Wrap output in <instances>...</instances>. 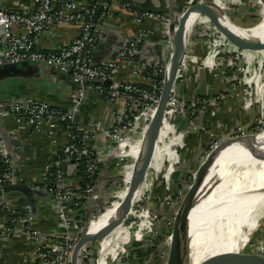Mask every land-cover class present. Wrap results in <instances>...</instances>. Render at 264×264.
<instances>
[{"label":"built area","instance_id":"1","mask_svg":"<svg viewBox=\"0 0 264 264\" xmlns=\"http://www.w3.org/2000/svg\"><path fill=\"white\" fill-rule=\"evenodd\" d=\"M197 1L199 0H189L188 4L192 5ZM227 1L224 2L223 7ZM245 1L250 2L252 7L259 2V0H235L239 7ZM162 2L163 6L158 4L148 8L139 6L133 0H33L31 7L25 9L0 10V68L21 64L41 65L66 77L75 87L74 108L70 112L26 96L9 95L0 100V126L6 121H13L21 130L26 129L49 139L61 133L66 139V143L53 155L54 166L46 168L40 179L32 183H24L21 182L19 169L6 152L0 135V190L8 185L23 183L38 192L47 193L56 205L55 213L60 233L59 238L44 236L35 226L30 205L20 204V200L13 201L10 197L0 201V219H3L5 223L0 225L1 249L10 241L22 238L35 240L36 264H70L71 255L84 228L82 224H86L88 218L84 217L85 213L82 215L85 204L73 203L72 197L64 191L65 173L58 165L62 161H72L78 173L79 161H84V173L87 179L83 192L85 199L95 200L96 197L97 200L95 186L100 173L93 151L85 144L90 131L77 122L76 111L86 95L90 93H95L104 99L112 112L109 126L102 129L109 140L107 151L114 157L116 171L125 167L123 161L134 147L131 144L140 143L156 113L165 81L169 58L164 61L157 59L150 62L137 60L140 48L154 36L153 31L145 27L148 22L165 26L163 37L165 43L172 47L168 32L170 19L164 12L170 8V4L168 0H162ZM116 15H126L127 22L134 27V32L120 40L110 58L96 62L95 53L103 42L104 27ZM68 27L75 31V37L66 44L54 43L48 49L39 47L40 39L52 37L59 29ZM202 28H209L210 32L205 34L206 57L196 69L210 74L212 78L224 81L223 85L226 87L230 85V77L234 76L227 71L233 62L241 60L248 66L243 56L247 50H239L229 44L206 18L202 22L197 21L191 33L194 29L198 31ZM189 44L190 39L187 50ZM187 50L165 107L168 111L164 116H168V119L166 118L163 125L167 124L170 129L162 140L168 139L166 145L170 147L175 146L177 141L186 137L188 133L202 130L203 125L198 124L195 119L200 118V114L211 106L214 107L218 102L226 99L220 98L219 94L198 95L190 101L179 96L178 84L183 81L189 82L186 76L187 61L190 63ZM124 65L129 67L128 80H122L119 76L120 69ZM242 68L234 72V74H241V82L238 86L241 90L237 96L244 94L242 107L249 109L253 105H259L264 96V60L261 63H254L247 70ZM107 81L110 82L109 85H105ZM261 122V120L257 121L255 125ZM93 126L94 131L101 129L102 124L94 123ZM222 127L221 123L217 125L219 131H222ZM251 128L252 125L236 129L226 137L251 136L259 127L252 130ZM183 133L186 135L183 136ZM170 136L171 139H169ZM161 141L156 144H160ZM53 169L54 173L51 172ZM150 169L156 172L154 167H149ZM51 176H53L52 182L48 180ZM118 176L120 183L121 175ZM165 201L167 205L170 204L167 198ZM138 207L143 209L139 206V202ZM136 212H130V214L132 213L133 216ZM140 216H143L145 220L147 215L144 213ZM127 218L129 220V215ZM131 229L132 225H129L127 230ZM127 241L130 240L127 238ZM112 250L102 247L97 258L92 260L90 258L93 257V253L87 244L80 251L78 264H83L84 257L87 258L86 264H93L92 262L95 261V264H112L114 262L112 259L106 262V256L111 255ZM2 253L3 251L0 250V255ZM100 257L103 259L100 260Z\"/></svg>","mask_w":264,"mask_h":264},{"label":"crops","instance_id":"2","mask_svg":"<svg viewBox=\"0 0 264 264\" xmlns=\"http://www.w3.org/2000/svg\"><path fill=\"white\" fill-rule=\"evenodd\" d=\"M133 1L141 7L148 8H153L158 4L160 6L164 5L162 0ZM32 2L33 0H0V10H21L31 7ZM174 2L175 14H182L184 11L178 13L176 10V0H174ZM255 7H259L261 10H264L260 2H256ZM164 12L170 19V8L166 9ZM216 12L219 14L218 11ZM222 14L223 12L221 15ZM126 18V15H116L105 25L103 30V42L97 48L95 53L96 62H101L110 58L116 50L119 40L123 39L125 35L132 34L134 32L133 25L130 22H127ZM204 20L205 17H197L198 22H202ZM145 27L153 31L154 36L147 44L140 48L137 60L141 62H150L157 59H161L162 61L168 59L170 53L172 52V47L165 43V38L163 37V28H165V26L148 22L145 24ZM223 27L225 28V25ZM200 30H196V35L198 34L200 37H202V40L200 39V42L203 44L202 49L198 51L199 48L195 46V41L193 39L192 42L190 41L189 48L187 50V56L190 59V63L187 61L188 72L186 76H188L189 82L186 81L185 83V81H183L178 84L177 91L179 96L187 100H191L193 97L198 95L204 96L208 94L209 96H214L222 89L220 79L212 78L210 74L203 71L199 72L198 69H196L199 63L201 64L206 57L205 47L207 45V39L205 34L210 32L209 28H202ZM228 30L230 31L229 28ZM74 37L75 31L68 27L65 29H59L52 37H43L40 39L38 45L41 49H48L54 43L66 44ZM171 40H173V38ZM175 40H177V38ZM258 40L259 39L255 38L254 40H250L249 43ZM186 44L188 43L186 42ZM198 54H200L202 58H199ZM243 56L246 63L250 62L249 67H251L254 63L261 62L260 52L258 51L249 53L245 51ZM119 76L122 80H128V65L121 67ZM12 84L15 86L13 89L6 93H3L2 91L0 92V100L6 98L9 95H13L16 89H28V92L32 95V98L39 99L41 96H44V98H46L53 106L58 107L63 111L70 112L74 108L73 93L75 87L70 84L66 77L55 73L46 67L40 69L31 78L24 79L20 82H10L9 87ZM237 90L239 92L241 88H237ZM261 101L264 103V96L258 103L259 105H253V107L249 109H244L242 107V103H240V101H238L236 98H228L218 102L214 107L211 106L206 111L202 112L199 118V122L201 123L200 125H203L205 130H207L206 134L208 135H205V137L212 141H215L217 138L222 139L230 135L236 129L251 126L260 119H264V115L261 114V109L264 108L260 104ZM76 112L77 122L82 125V127H85L90 131L89 138L85 141V144L93 151L100 169L95 186V195L97 196V200L96 197V201L92 198H84L85 201L83 203L86 207L82 215L85 213L84 217H87L89 214L99 211L98 207L95 205H100L101 202L108 199L107 194L111 191V186H113L115 183H119V176L116 175L114 157L107 151L109 140L106 138V135L102 130L109 126L110 119L112 118L110 107L107 105V103H105L102 97L95 93H90L86 95L84 101L81 103ZM94 123H101V129L93 131ZM220 123L223 125L222 131L217 129V125ZM169 129L170 128L167 126V124H164L163 128L161 127V130L157 132L155 140L161 141L167 132H169ZM0 135L2 137L6 152L15 162V166L19 169L18 174L21 178V182L24 183H32L33 181L40 179L46 168L53 167V155L60 146L66 143L65 136H63L61 133L55 138L49 139L44 135H38L26 129L21 130L15 126L13 121H6L0 126ZM210 135H213L212 139ZM159 154L160 151H156L153 147V157L157 163L160 160ZM58 167L65 173L63 183L64 188L72 198L75 197V190L78 189L79 184V179L77 177L78 173L75 165L72 161L66 160L60 162ZM126 191L127 188L120 199L125 195ZM42 194L43 195L41 196H36L37 198L35 197L34 204L32 205L33 207L21 195L17 196V194H12L9 196V198L11 197L13 201L16 200L17 202L20 200V204H28L33 208L32 213L34 214L35 218V226L44 236L59 238L60 233L58 230V220L55 213V202L47 193L43 192ZM108 201H110V199ZM108 201L106 205L108 204ZM115 201H113L109 206L115 203ZM122 214L123 213L116 215L115 221L120 220ZM3 223L4 220L0 219V225ZM3 227H5V225ZM125 238L126 237L122 236L121 238H118V240L122 241ZM35 242V240H27L23 238L16 241L14 240L7 242V244L3 246V249L0 247V250L3 251V253L0 255V264H36L34 257ZM117 251L118 249L111 251V255L106 256V262H109L110 259L115 260L113 257L117 255ZM99 259L102 260L103 258L100 257Z\"/></svg>","mask_w":264,"mask_h":264},{"label":"rangeland","instance_id":"3","mask_svg":"<svg viewBox=\"0 0 264 264\" xmlns=\"http://www.w3.org/2000/svg\"><path fill=\"white\" fill-rule=\"evenodd\" d=\"M225 1L226 0H217V3H220V5L223 7ZM194 4L190 6H193ZM241 5L242 6L239 7L237 2H235V0H228L227 3L225 4L224 8L227 10L226 15L229 17L230 21L233 24L243 28H250L259 25L262 22V20L264 21L263 19L264 10H261V8L259 7L250 6V2L248 1H245ZM220 18H221L220 22L223 25H225L227 30L228 28L230 29L232 35H234L236 38H241L239 36V33H237V31L234 29V26L229 24V22L225 19L224 14H222ZM195 22L197 23V19ZM198 36L199 35L198 34L196 35V30L194 29L193 32L191 33L190 41L192 42V40L194 39V41L196 42ZM256 39L259 40L253 42L263 45L264 32L258 34L256 36ZM174 41L177 40L174 39ZM258 52H260V58L262 62L264 60V50H260ZM247 64L248 66H246V64H244L241 60L240 62L235 61L233 62V64H231V66L228 68L227 71L229 72L230 75H234V76L230 77L231 78L229 83L230 85L226 87H224L223 85L224 81H221L222 89L219 93H216L219 94L220 98L223 99L236 98L238 101H240V103H242V98L244 94L241 93L240 94L241 96H237L238 95L237 88L241 82V74L239 73L234 74V72L237 71L236 69L242 68V66H243L242 68L243 70H247L248 68H250L249 67L250 62H248ZM260 104L264 107V103H262V101ZM167 111L168 109L165 108L161 126H163V123L166 122V118L168 119V116H164L165 112ZM261 114L264 115V108L261 109ZM195 120H197L198 124H201L199 122L198 117ZM260 120L262 121L261 124L255 125L256 124L255 122L252 125L251 130L255 129L256 127L259 128L255 130L251 136H257V135L259 136L260 133L264 131V119H260ZM206 132L207 130H204V126H203L202 130H197L195 131V133H190V134H194L195 137L198 135L205 136L208 135L206 134ZM184 133L183 136L186 135ZM210 136L212 139L213 135ZM169 139H171V136ZM220 140L221 138H217L215 141H213V143L211 144L212 146L209 145L207 147L209 149H207V151L203 150L202 154H200L201 153L200 150L195 151L194 149L195 143L197 142L196 138L195 139L193 138V140L187 142L184 141L183 142L184 146L181 149L182 151L181 156L177 159V162L179 163V166L177 168H175L176 166L175 161L171 160L166 156L169 152L174 151L176 145L173 147L166 145L168 139L164 141L162 140L160 144H155L154 146L155 150L161 151L159 157L160 160L158 161V163L155 161V158L153 157V148H151L149 163L147 165L148 169L144 181L142 183L141 192L138 198L133 201L134 203L130 211L132 213H134L135 211L137 212L133 216L132 213L129 214V220L128 218H125L123 223L116 226L110 234L108 235L102 234L100 235V238L96 237L94 243H92V245H90L91 243L89 244L90 251H92L93 253V257H91L90 259L95 260L97 258L99 251H101V248L104 247L103 242H105L107 243L105 245V248L108 247V250L114 249L116 244L120 246V249H118L117 251V255H116L117 258L115 257V260L112 264H128V259H130L129 264H165L169 253V247H170L169 243H170L171 234L165 236L163 235L159 236L158 234L162 233L160 232V229L161 227L164 228L166 227L167 229L170 220L171 222L173 221L178 205L180 204L184 194L187 192V190L189 189V187L191 186L194 180L196 170L198 169L199 165L203 162V160L206 158V155L215 147V145ZM157 142L158 140H156V143ZM131 145L134 147L130 150L128 157L123 161V165L125 167L116 171V175L119 174L121 175L122 181L119 184L115 183L113 186H111L110 184L111 191L107 194L108 199L101 202L100 205H95L98 207L99 211L98 212L95 211L89 214L87 216L88 222L94 221L96 223L97 220L103 217L104 213L102 211H104L107 207H109V205L116 199L115 203H113L110 206V208L115 206V204L118 202L120 197L124 194L126 188L127 191L121 199H123L126 196V194L130 191L131 189L130 169L128 176L125 175L124 172L126 167L130 166L132 168L135 162V157L140 149L139 143H135V144L133 143ZM178 155L180 154L178 153ZM163 163H166L167 175H165L163 172L158 175L155 171H152L151 169L149 170V167H154L155 169H158L161 167ZM164 178L167 179L168 187H166L165 189L162 188L160 189L161 190L160 191L158 187L160 186L161 182L165 181ZM152 183L153 185H151ZM165 198L169 200L170 204L168 205L166 204L167 201H165ZM109 199L110 201H108ZM107 201L108 204L106 206ZM138 202H139V206L143 208L142 210L139 207L137 208ZM165 207H168L167 213H164V210H166ZM110 210H107L106 213H108ZM140 211H143V213H140ZM144 213L145 215H147L145 220L143 219V216L139 217V215H144ZM263 217H264V205L262 206V209L258 216V220L256 222L257 227L254 230L253 235L249 238L246 244L242 248H240L239 250L240 253L235 258L236 260H234L233 264H253V262L258 264H264V218ZM84 225L85 223L82 224V228L84 227ZM129 225H132V229L130 231L127 230V227ZM117 229H123V230L125 229L124 231L128 234L127 237L124 236L126 238L123 241H120L118 239L116 240L114 232ZM127 238L130 241H127ZM147 239H149V241L152 239L151 243H153L152 248L149 250L150 252H147L148 250L147 251L142 250L143 246L141 245V242H143L144 240L147 241ZM92 263L95 264L96 261Z\"/></svg>","mask_w":264,"mask_h":264},{"label":"bare ground","instance_id":"4","mask_svg":"<svg viewBox=\"0 0 264 264\" xmlns=\"http://www.w3.org/2000/svg\"><path fill=\"white\" fill-rule=\"evenodd\" d=\"M207 7L218 11L219 17L223 12L225 19L239 33L241 38L238 39L243 42L249 43L258 34L264 32L263 20L257 26L243 28L233 24L227 18L225 8L217 1L210 3V6ZM196 19L197 16L192 15L187 21L181 33V46L185 47L186 42L188 43ZM172 38L173 40L177 38L176 31L172 33ZM183 47H180L179 53ZM169 64L165 76L166 81H169L172 73L170 67L172 63ZM150 138L151 129L149 126L139 143L140 149L132 168L128 166L124 172L127 175L130 169V191L114 207L110 208L109 206L102 211L104 215L96 223L93 221L88 225L87 230L90 234L97 232L111 221L118 222L119 220L115 221L116 215L125 213L132 207L133 200L141 192L142 169L147 168L149 163ZM213 174H215V181L212 191L193 215L194 230L191 246L193 264H229L253 235L257 227L258 216L264 205V159L252 157L244 152L227 151L219 159ZM137 177H139L138 182L136 181ZM107 210L110 211L106 213ZM124 230L117 229L114 232L116 240L126 236ZM103 243L105 247L107 243ZM119 248V245L116 244L113 250Z\"/></svg>","mask_w":264,"mask_h":264},{"label":"water","instance_id":"5","mask_svg":"<svg viewBox=\"0 0 264 264\" xmlns=\"http://www.w3.org/2000/svg\"><path fill=\"white\" fill-rule=\"evenodd\" d=\"M212 2H214V0H199L193 6L189 5V7L182 14L176 15L174 12V0H168V3L170 4V24L168 26V32L171 38V34L176 31L177 41L174 42L171 40L172 52L168 59V64L172 63L170 66L172 70L171 77L169 81H166V79L164 81L159 105L154 118L149 125L151 129L150 148H153L156 144V134L161 129L164 109L174 87L177 72L186 54L187 46H181V33L183 32L187 21L192 15H196L197 17H205L211 23V25H213V27L221 35H223V37L232 46L237 49L255 52L264 50V44L261 45L255 42H243L241 39L239 40L234 35H232L230 31L226 30L220 24L221 18L219 17V14L213 8L207 7L210 6V3ZM259 2L264 9V0H259ZM227 18L229 19L228 16ZM180 47H183L181 53H179ZM173 65L174 67L172 68ZM42 68L44 67L37 64H21L0 68V92H8L15 87L13 84L9 87L10 82H20L24 79L31 78ZM109 84V81L105 82V85ZM257 136L224 137L206 155V158L199 165L195 172L194 180L191 186L184 194L180 204L177 207L170 235L169 253L165 264H193L191 247L192 233L194 230L193 215L198 210L201 203L212 191L213 182L215 181V174L213 173L216 169L218 161L227 151L244 152L252 157L264 159V131L261 132L259 137ZM147 169L148 167L142 169L141 185L144 181ZM136 181H139V177L136 178ZM12 194L23 196L32 206L34 204L35 196L41 195L42 193L23 183L13 184L5 186L0 190V201L8 199ZM32 207L31 209H33ZM131 208L132 207L127 209V211L122 214L118 222L111 221L103 228L92 234H90L87 230L88 225L91 222H87L80 234L79 242L71 255L70 264H78L79 254L84 246L94 243L96 237L100 238V235L102 234H110L116 226L122 224L125 218H127V216L130 214ZM236 257L237 255L231 259L229 264H233ZM82 262L83 264H86L87 258H82ZM253 264L258 263L253 262Z\"/></svg>","mask_w":264,"mask_h":264},{"label":"trees","instance_id":"6","mask_svg":"<svg viewBox=\"0 0 264 264\" xmlns=\"http://www.w3.org/2000/svg\"><path fill=\"white\" fill-rule=\"evenodd\" d=\"M188 3H189L188 0H176V5H177V9L176 10L178 11V13L185 11L189 7ZM197 39L198 40L195 42V46H197V48H199L198 51H200L202 49V47H203V44L200 42L202 40V37H200V35H199L197 37ZM119 42H120V40H119ZM137 57H138V54H137ZM198 57L202 58V56L200 54H198ZM18 88H22V87H18ZM13 95L23 96V97L26 96V97H31L32 98V95L28 92V89H16L14 91ZM36 100L44 101V102H47V103L51 104L46 98H44V96H41L39 99L37 98ZM188 101H190V99ZM193 138L194 139L196 138V141H197L195 143L194 149H195V151L200 150V152H201L200 154H202L203 150L207 151V149H209L207 147L213 143L212 140L208 139L204 135H198V136L195 137L194 134L188 133V135L186 137H183V138H181V139H179L177 141L176 148L174 149V151L169 152L166 155L168 158H170L171 160L175 161V164H176L175 168H177L179 166V163L177 162V159L181 156V152H182L181 149L184 146L183 142L184 141L187 142V141L193 140ZM178 153L180 155H178ZM54 171L55 170L53 169L51 172L54 173ZM84 172H85V166H84V161L82 160V161H79V165H78V175H77V177L79 179V184H78V189L75 190L76 195H75V197L72 198V202L73 203H80L81 204V203H83L85 201L84 197H83V192H84V190L86 188V185H87V179H86V176H85ZM162 172L165 175H167L166 174V163H163L160 168L156 169V173L158 175L161 174ZM48 180L52 182L53 181V176H51ZM164 180L165 181L161 182L160 186L158 187L159 190L162 189V188L165 189L166 187H168L167 179L164 178ZM64 191L67 192V190L65 188H64ZM40 193H43V192H40ZM41 195H43V194H41ZM41 195H38V196H41ZM165 209L166 210H164V213H167L168 212V207H165ZM170 214H171V211H170ZM172 224H173V221L171 222V220H170L169 226L167 227V229H166V227L165 228L161 227L160 232H162V233H159L158 235L159 236H161V235H163V236L169 235L171 233L170 226ZM148 237H151V236H148ZM149 239H147V241L144 240L145 242L144 241L141 242V245L143 246V249H142L143 251H145V250L147 251L148 250L147 252H150L149 250L152 248L153 243H151L152 239L150 241H149ZM137 261H138V259H137ZM129 262H130V259H128V264H129Z\"/></svg>","mask_w":264,"mask_h":264}]
</instances>
